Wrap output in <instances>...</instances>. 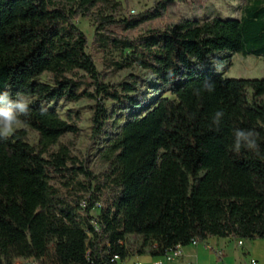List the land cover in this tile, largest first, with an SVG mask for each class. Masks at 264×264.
Wrapping results in <instances>:
<instances>
[{
    "label": "trees",
    "instance_id": "16d2710c",
    "mask_svg": "<svg viewBox=\"0 0 264 264\" xmlns=\"http://www.w3.org/2000/svg\"><path fill=\"white\" fill-rule=\"evenodd\" d=\"M169 1L115 19L104 14L115 0H0V100L34 99L0 106V264L122 263L130 237L152 258L212 237L264 240V79L195 68L220 53L264 57V0H246L239 18L183 19L127 36L164 19ZM78 17L93 19V50L117 55L114 72L140 68L164 86L182 80L169 89L173 100L108 134L101 180L60 143L78 135L79 117L63 120L44 105L92 101L93 139L125 104L145 106L135 77L103 82ZM14 124L36 132L37 147L24 130L2 133Z\"/></svg>",
    "mask_w": 264,
    "mask_h": 264
},
{
    "label": "rangeland",
    "instance_id": "374dc122",
    "mask_svg": "<svg viewBox=\"0 0 264 264\" xmlns=\"http://www.w3.org/2000/svg\"><path fill=\"white\" fill-rule=\"evenodd\" d=\"M161 0H115V4L104 11L106 16H111L115 19H122L129 16H135L143 11L154 7ZM246 0H170L167 15L164 19L149 23L133 32L127 34L130 39L136 38L154 28H163L169 22L179 20H195L202 21L207 18L233 19L239 18L242 7ZM73 24L83 32L88 40L87 53L94 60L95 67L98 72L103 75L104 83H129L134 77L137 79V92L140 99L144 100L142 109H133L132 106L125 104L123 109L118 111L115 117L109 121L108 126L104 130V134L97 139H93L91 135V109L94 104L87 99H81L78 102L70 103L65 101H57L47 103L44 106L54 110L61 119L68 120L69 117L77 115L79 117V132L77 136L70 133L65 134L60 138V143L68 145L72 156L82 161L87 169L98 179H102V174L106 169V165L101 163L99 153L107 141L108 134L113 133L117 128L131 119L133 116H142L147 108H152L161 98L174 99L170 93L171 85L175 86L181 83L182 80L174 81L171 85L164 86L157 82L150 74L140 68L125 69L114 72L109 67V59L117 58L116 54L110 56V53L96 52L91 48L92 37L95 31L93 19L86 17H78L72 20ZM225 61L223 65L219 62ZM196 63V62H193ZM198 71H207L212 74L220 75L224 78H244V79H264V57L242 56L241 54L230 55L228 53H220L208 57L202 64H195ZM40 82L48 83L47 75L39 78ZM251 90L248 91L249 98ZM264 102V96L261 98ZM34 99L18 97L14 101L0 100L1 107H15L23 104H31ZM106 107L109 112L117 108L113 102H107ZM18 130L26 132V142L31 146L37 147L39 138L36 132L32 131L21 124H14L3 127L1 129L5 136H11ZM57 147L54 148L56 150ZM94 215L97 211L93 212ZM131 244L133 253L122 264H133L141 262L142 264H152V258L147 254L138 255L134 250L136 244L139 243L134 237L128 238ZM218 248L226 245L224 250L225 264H246L251 258L258 261V264H264V240H242L243 245H237V239H220L218 238ZM190 252L191 258L197 264H216L215 261H220L219 256L215 253L217 248L210 242H203L197 245H189L187 249ZM18 262V261H17ZM15 264H18V263ZM177 262V261H176ZM174 264H180L176 263ZM185 264V263H184Z\"/></svg>",
    "mask_w": 264,
    "mask_h": 264
},
{
    "label": "built area",
    "instance_id": "2783aa9c",
    "mask_svg": "<svg viewBox=\"0 0 264 264\" xmlns=\"http://www.w3.org/2000/svg\"><path fill=\"white\" fill-rule=\"evenodd\" d=\"M100 207L99 204L96 205V208L98 209ZM197 243L195 241H192L190 245H196ZM238 246H242L243 243L242 241L237 242ZM182 248L181 246H177L174 249L169 250L168 252L165 253V255L161 257H156L153 258L152 264H172L177 260L182 259ZM18 264H37L34 259H29V260H21L17 262ZM111 263L113 264H120L121 261L118 256H114ZM136 264H141V263H136ZM189 264H194V263H189ZM220 264H225L223 261L220 262ZM247 264H258V262L254 259H250Z\"/></svg>",
    "mask_w": 264,
    "mask_h": 264
},
{
    "label": "crops",
    "instance_id": "0c3cea01",
    "mask_svg": "<svg viewBox=\"0 0 264 264\" xmlns=\"http://www.w3.org/2000/svg\"><path fill=\"white\" fill-rule=\"evenodd\" d=\"M224 239H229V238H224ZM205 242H210V243H212V245H214L216 248H217V251L215 252L218 256H219V260L220 261H215L216 262V264H220V262H224V260H225V256H224V250H225V247H226V245H224L222 248H218V244H219V242H218V238H214V237H212V238H209L207 241H205ZM197 244H200V243H197ZM196 244V245H197ZM189 248V246H186V247H183L182 248V254H183V256H182V259H180V260H177V262L176 263H180V264H189V263H194V264H197V263H195V262H193V261H189V259L191 258V256L189 255L190 254V252H188L187 251V249ZM152 258V257H151ZM251 259H254V258H251ZM152 260H153V258H152ZM254 260H256V259H254ZM257 261V260H256ZM247 262L248 261H246V264H247ZM258 262V261H257ZM123 263V262H122ZM122 263H120V264H122ZM136 263H141V262H134L133 264H136ZM142 264V263H141ZM172 264H174V263H172Z\"/></svg>",
    "mask_w": 264,
    "mask_h": 264
}]
</instances>
